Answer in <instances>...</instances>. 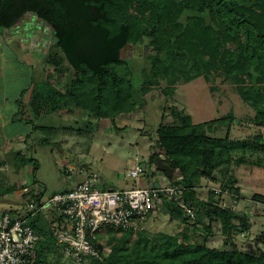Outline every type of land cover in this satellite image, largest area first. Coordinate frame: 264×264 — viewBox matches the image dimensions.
I'll return each mask as SVG.
<instances>
[{"label":"trees","instance_id":"trees-1","mask_svg":"<svg viewBox=\"0 0 264 264\" xmlns=\"http://www.w3.org/2000/svg\"><path fill=\"white\" fill-rule=\"evenodd\" d=\"M28 14L50 30L52 44L43 56L44 64L55 74L34 88L46 96L43 101L33 91L29 104L40 109L34 113L50 107L52 113L62 116L88 118L90 124L92 120L110 121L115 126L119 117L142 106L149 93L161 90L167 100L176 95L180 84L222 77L254 110L252 122L262 131L251 139L235 140L231 138L235 123L231 114L201 124H194L182 112L178 124H163V116L150 160L157 165L160 158L174 170L172 180L165 174L170 186L182 189L179 199L192 209L194 218L179 202L165 199L162 207L173 219L181 218L185 227L178 234L110 228V252L105 256L98 249L99 245L105 249L100 243L102 230L94 242L100 257L83 258L81 264H264V252L245 253L234 242L238 234L250 231L251 224L247 214L240 215L235 209L243 196L232 171L239 165L264 169V0H4L0 2V28L11 31ZM130 45L151 49L138 87L130 62L121 59ZM212 89L219 88L214 83ZM30 123L35 125L27 120ZM227 123L226 136L217 137L219 127ZM240 152L242 157L237 159ZM12 154L19 165L38 169L33 158H22L20 151ZM203 180L220 183L218 187L229 195L216 194L218 187H213L209 198L202 199ZM24 186L16 183L5 188L0 184V195L22 191ZM225 197L233 203L229 205ZM33 198L30 203L37 207L44 202L43 194ZM254 200L264 205L263 195H255ZM2 211L14 216L24 209ZM45 212L28 214L30 225L42 236L32 255L33 264H49L48 253L61 257L58 250H63L53 223L62 224L64 218L56 213L46 229L37 225ZM215 224L220 225L225 239L222 248L211 245ZM261 237L264 245V234Z\"/></svg>","mask_w":264,"mask_h":264},{"label":"rangeland","instance_id":"rangeland-1","mask_svg":"<svg viewBox=\"0 0 264 264\" xmlns=\"http://www.w3.org/2000/svg\"><path fill=\"white\" fill-rule=\"evenodd\" d=\"M19 27L13 32L0 28V37L4 43L0 45V108L4 110V119L9 122L0 124L7 141L11 145L4 148L2 142L0 150V184L5 188L16 183L25 185L22 191L31 190V194L23 195L17 191L6 196L0 195V210L25 209L34 201L33 195L43 194L44 202L52 196L67 189H74L83 181L88 173L100 176L102 189L127 190L170 186L171 182L166 174L160 171L156 163L151 162L153 154L154 134L162 124H178V115L182 112L192 117L194 124H201L222 118L229 114L234 116L235 123L231 126V138L248 140L259 131L253 121L255 112L244 103L234 86L225 82L222 77H215L213 82L199 78L189 84H180L176 95L165 100L161 90L147 94L143 104L134 113L123 115L116 120L115 126L110 121L79 120L71 115L52 113L50 107L43 108L41 113H34L38 109L30 106L31 98L38 94L44 101L43 92L34 90L36 86L50 75L54 78L53 69L44 63L43 53L25 54L14 49L13 42L6 41L9 37H16L21 33L33 38L42 36L50 46V30L33 15L26 16ZM7 37V38H6ZM52 42V41H51ZM151 49L149 46H128L121 54V59L130 62L135 77V86L143 81V70L148 67ZM51 73V74H50ZM219 89L213 91V84ZM47 94V98H48ZM40 101V99H38ZM38 106V103L36 104ZM166 109V110H165ZM22 110L23 119L33 124L20 121L21 116L14 122L16 112ZM37 114V116L35 115ZM9 120V121H8ZM229 124L220 126L217 137L224 138ZM72 128V129H71ZM6 129V130H5ZM17 137V138H16ZM21 141L27 145L22 149ZM24 146V145H23ZM14 152L22 151V158H33L38 164L34 170L31 164L19 165ZM240 159L241 152L235 156ZM255 161L257 157H249ZM20 158V161L21 159ZM246 159V158H245ZM21 164V163H20ZM142 166L146 173L138 179L127 176L128 172ZM22 167V168H20ZM237 178V187L241 189L242 201L236 203V211L240 215L247 214L250 218L251 229L245 234H238L234 242L245 252L256 254L264 252L261 244L264 234V205L255 201L254 196H264V169L244 165L234 166L232 169ZM3 180V181H2ZM218 185L203 180L200 197L209 198V192ZM225 199L230 205L233 200ZM57 218L55 212H45L39 218L38 226L50 228ZM207 223V221H205ZM144 231L149 233L178 234L185 227L181 218L173 219L162 206L143 225ZM104 255H108L110 247L107 243L112 236L110 228H103ZM114 230V229H112ZM214 240L212 246L222 248L224 237L219 224L214 225ZM59 254L48 253L49 264H77L72 258L58 250ZM83 264H90L84 261Z\"/></svg>","mask_w":264,"mask_h":264},{"label":"built area","instance_id":"built-area-1","mask_svg":"<svg viewBox=\"0 0 264 264\" xmlns=\"http://www.w3.org/2000/svg\"><path fill=\"white\" fill-rule=\"evenodd\" d=\"M144 173L145 169L137 165L127 176L138 179ZM100 181L97 173H88L74 189L55 194L40 207L29 203L14 216L0 210V264H33L32 255L42 236L30 225L28 214L52 209L61 215L64 223L54 222L53 229L65 254L78 264L89 256L100 257L94 242L103 228L141 230L165 199L179 202L194 218L192 209L180 201L182 189L177 186L108 190L102 189ZM215 192L229 195L220 187Z\"/></svg>","mask_w":264,"mask_h":264},{"label":"crops","instance_id":"crops-1","mask_svg":"<svg viewBox=\"0 0 264 264\" xmlns=\"http://www.w3.org/2000/svg\"><path fill=\"white\" fill-rule=\"evenodd\" d=\"M19 25L20 24H17L13 28V32L19 27ZM3 39L4 38L0 37V45H2L4 43L5 40H3ZM6 41H10V43L13 42L14 43L13 45L16 46V47H14V49H18L20 52H23V53L28 54V55H29V52L34 53V54L35 53H43L46 49H48L47 44L49 43L48 41L42 39V36L39 37V36L35 35L33 38H30V36L25 35V33H21V34L17 35L16 37H13V36L9 37V38H7ZM49 41L51 43V39ZM33 91H34V89L31 90V92H33ZM2 108H0V124L2 123L4 125L5 123H9L10 121L8 120L9 122H7L4 119V110H2ZM20 113H22V110L16 112L15 116L13 117V120H11V121L14 122L16 119H18V117L21 116ZM23 115H24V113L22 114L20 121H22L26 124L27 120L24 121ZM6 141H7V135L5 136V133L2 130L0 132V150L3 148V147H1L2 142L5 144L3 149H5L6 147H8L10 145L9 143H5ZM20 145H22L21 147H22V149H24V147L27 145V143L21 141ZM10 147H11V145H10ZM11 151H13L12 153H14V149ZM21 152L23 153V150Z\"/></svg>","mask_w":264,"mask_h":264},{"label":"water","instance_id":"water-1","mask_svg":"<svg viewBox=\"0 0 264 264\" xmlns=\"http://www.w3.org/2000/svg\"><path fill=\"white\" fill-rule=\"evenodd\" d=\"M2 1L4 0H0V2ZM157 167L160 171L166 173L169 179H174V170L170 166L164 164L160 158L157 159ZM99 249L100 251L104 250L102 245H99Z\"/></svg>","mask_w":264,"mask_h":264},{"label":"flooded vegetation","instance_id":"flooded-vegetation-1","mask_svg":"<svg viewBox=\"0 0 264 264\" xmlns=\"http://www.w3.org/2000/svg\"><path fill=\"white\" fill-rule=\"evenodd\" d=\"M26 16L31 17L32 15H31V14H28V15H26ZM26 16H24V17L22 18V20H23ZM22 20H20L19 23L22 22ZM19 23H18V24H19Z\"/></svg>","mask_w":264,"mask_h":264}]
</instances>
